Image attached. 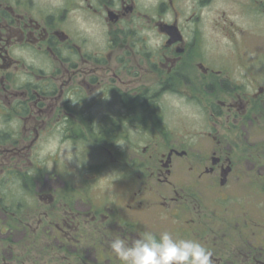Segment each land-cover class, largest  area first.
<instances>
[{
  "label": "flooded vegetation",
  "instance_id": "flooded-vegetation-1",
  "mask_svg": "<svg viewBox=\"0 0 264 264\" xmlns=\"http://www.w3.org/2000/svg\"><path fill=\"white\" fill-rule=\"evenodd\" d=\"M257 199L264 0H0V264H120L109 235L165 229L264 264Z\"/></svg>",
  "mask_w": 264,
  "mask_h": 264
},
{
  "label": "clouds",
  "instance_id": "clouds-1",
  "mask_svg": "<svg viewBox=\"0 0 264 264\" xmlns=\"http://www.w3.org/2000/svg\"><path fill=\"white\" fill-rule=\"evenodd\" d=\"M97 29L106 32L102 26H97ZM100 44L101 46L106 44V36L103 37ZM162 44V38L152 40V45L155 48H159ZM48 70L51 71V68ZM21 79L28 81L30 77L25 74ZM166 98L170 101L171 109L183 110L195 121H203V111L198 105L189 103L186 97L168 93ZM79 101L73 100L72 102L78 103ZM57 153L65 159L66 163L74 159L71 142L64 140L59 133H54L48 138L40 155L41 158H44ZM106 244L120 264H215L213 252L204 243L195 238L174 236L167 229L158 233L145 230L136 233L135 237L109 235Z\"/></svg>",
  "mask_w": 264,
  "mask_h": 264
},
{
  "label": "rangeland",
  "instance_id": "rangeland-1",
  "mask_svg": "<svg viewBox=\"0 0 264 264\" xmlns=\"http://www.w3.org/2000/svg\"><path fill=\"white\" fill-rule=\"evenodd\" d=\"M181 121H178L177 123H176V126H181V125H183V126H185V127H187V130H190V131H192V130H195V129H198L199 128V126L202 124V121L201 122H197V121H195L194 119H192V118H190V116L188 115V117H184L183 119H180ZM188 139V138H187ZM189 141H191V143H198V141H199V139L197 138V137H190L189 139H188ZM255 210H254V216L256 217V218H258L259 217V212L261 211V210H263V203L260 201V200H258L257 199V201H255ZM262 206V207H261ZM261 216V215H260ZM262 217V216H261ZM255 226H256V224H255Z\"/></svg>",
  "mask_w": 264,
  "mask_h": 264
}]
</instances>
